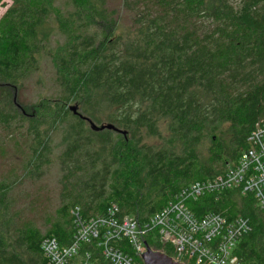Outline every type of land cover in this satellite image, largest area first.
<instances>
[{
  "label": "trees",
  "instance_id": "1",
  "mask_svg": "<svg viewBox=\"0 0 264 264\" xmlns=\"http://www.w3.org/2000/svg\"><path fill=\"white\" fill-rule=\"evenodd\" d=\"M11 1L0 17V145L29 138L23 177L55 164L62 203L47 231L16 230L17 181L0 180V264H46L41 242L71 241L76 205L91 216L116 203L120 217L144 223L181 188L235 165L264 121V0H68L67 11L54 0ZM56 32L65 40L52 47ZM46 60L69 104L27 114L17 95ZM189 206L199 218H249L235 252L239 264H264L253 195L225 190Z\"/></svg>",
  "mask_w": 264,
  "mask_h": 264
},
{
  "label": "built area",
  "instance_id": "2",
  "mask_svg": "<svg viewBox=\"0 0 264 264\" xmlns=\"http://www.w3.org/2000/svg\"><path fill=\"white\" fill-rule=\"evenodd\" d=\"M247 143L235 165L181 188L144 223L120 217L116 203L103 214L91 216H84L76 205L71 209V241L62 244L51 236L41 242L46 264H141L138 258L147 245L162 252L159 247H168V255L183 264H239L235 250L252 228L249 218L238 215L230 219L212 212L199 218L189 205L205 194L236 189L242 195H253L264 210V121L256 123ZM122 240L131 253L118 246Z\"/></svg>",
  "mask_w": 264,
  "mask_h": 264
},
{
  "label": "rangeland",
  "instance_id": "3",
  "mask_svg": "<svg viewBox=\"0 0 264 264\" xmlns=\"http://www.w3.org/2000/svg\"><path fill=\"white\" fill-rule=\"evenodd\" d=\"M68 0H54V5L62 11H67L70 5ZM5 6L0 7V17L11 0H4ZM111 8L119 6V0L110 1ZM65 37L59 32L51 38V46L55 47L63 44ZM41 81L38 82V79ZM60 86L55 81L54 67L49 60L43 64L42 71L17 95V104L22 106L27 114H31L30 108L35 104L45 103L52 105L56 102L67 105L65 101L59 99L57 95ZM55 141H60L59 134L55 136ZM29 138L6 140L0 145V180L16 179L14 183L13 201L16 230L22 228H37L42 232L48 230L51 225L58 220L61 198V185L58 182L60 175L55 164L43 167L44 172L38 176L31 174V177H23L25 163L29 159ZM2 147V148H1ZM57 151V150H56ZM58 152V151H57Z\"/></svg>",
  "mask_w": 264,
  "mask_h": 264
},
{
  "label": "water",
  "instance_id": "4",
  "mask_svg": "<svg viewBox=\"0 0 264 264\" xmlns=\"http://www.w3.org/2000/svg\"><path fill=\"white\" fill-rule=\"evenodd\" d=\"M70 108L72 111L77 113V106L76 105H72ZM91 125L94 129L102 130V129L108 128V129L117 130V128L111 123L103 124L100 126H97L93 123ZM122 132H123V134H125V131H122ZM144 242L146 243L145 240H144ZM146 245H147V243H146ZM141 259H142L143 264H183L179 261L174 260L167 253H164V252L159 251V250H154L151 247H149L148 245H147L146 251L144 253H142Z\"/></svg>",
  "mask_w": 264,
  "mask_h": 264
},
{
  "label": "crops",
  "instance_id": "5",
  "mask_svg": "<svg viewBox=\"0 0 264 264\" xmlns=\"http://www.w3.org/2000/svg\"><path fill=\"white\" fill-rule=\"evenodd\" d=\"M2 16V15H1Z\"/></svg>",
  "mask_w": 264,
  "mask_h": 264
}]
</instances>
